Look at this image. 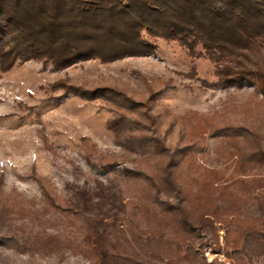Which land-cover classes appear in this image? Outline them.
I'll return each instance as SVG.
<instances>
[{
    "label": "rangeland",
    "instance_id": "obj_1",
    "mask_svg": "<svg viewBox=\"0 0 264 264\" xmlns=\"http://www.w3.org/2000/svg\"><path fill=\"white\" fill-rule=\"evenodd\" d=\"M156 43L155 52L146 56L109 62L80 60L61 70L27 61L0 72V208L5 203L20 207L25 215L11 225L22 227L21 244L25 236L36 243L27 251L0 246V256L9 264H91L101 250L130 253L138 248V229L159 222L166 234L174 233L176 226L167 208L157 205L156 220L154 202L142 193L150 184L125 171L140 164L122 158L123 149L106 126L114 114L112 103L104 97H63L62 89L49 87L67 78L76 84L122 85L136 98L157 91L156 110L162 113L164 125L190 113L214 120L234 117L261 99L250 86L215 84L213 63L190 55L181 43L161 39ZM247 149L244 139L228 142L206 134L181 162L186 168L184 161L189 159L195 188L223 196V211L236 206L241 216L253 217L263 208L264 162L251 163L246 159ZM110 156L118 157L116 167H106ZM34 173L49 178L61 202L75 209L83 205L85 217L101 218L103 224L94 231L79 229L68 220L72 213L48 207ZM202 181L205 185H200ZM144 203L153 204L150 211L145 212ZM50 235L66 246L54 248L56 252L44 250L39 243ZM224 237L225 227L220 223L215 232L202 230L194 247L197 264H203V258L211 264H264L258 255L259 241L248 239L242 256L231 261L228 252L219 249ZM153 248L160 255L150 258L151 263L166 264L173 251L166 237L153 243Z\"/></svg>",
    "mask_w": 264,
    "mask_h": 264
},
{
    "label": "trees",
    "instance_id": "obj_2",
    "mask_svg": "<svg viewBox=\"0 0 264 264\" xmlns=\"http://www.w3.org/2000/svg\"><path fill=\"white\" fill-rule=\"evenodd\" d=\"M159 39L177 41L190 55L210 60L215 84L250 86L262 96L234 117L214 120L190 113L176 117L180 126L175 118L167 125L162 123V113L156 110L157 91L136 98L118 84H76L67 78L49 84L53 90L62 89L63 97H104L112 103L114 114L106 126L122 147V158L140 164L125 171L150 184L142 193L155 206L144 203L143 209L148 212L152 207L159 221L157 205H164L176 226L173 234H166L159 222L138 229V248L130 253L101 250L91 264H153L150 258L160 255L153 243L163 237L173 246L166 264H197L196 236L205 229L215 232L216 223L225 227L224 244L219 249L227 251L231 261L242 256L248 239H255L264 263V199L257 216H241L236 206L223 211V196L204 193L201 186L195 188L189 159L184 161L186 168L181 162L206 134L228 142L244 139L248 144L246 159L253 164L264 162V0H0V72L27 61L61 70L80 60L109 62L146 56L155 52ZM171 136L175 138L171 140ZM110 157L106 167H116L118 157ZM33 179L47 206L72 213L68 220L77 228L94 231L103 224L101 218L85 217L83 205L75 209L61 202L49 178L34 173ZM24 215L14 204L2 205L0 246L27 251L36 244L29 236L21 244L22 227L11 225ZM39 244L55 252L54 248L66 246L55 235ZM0 264L9 263L0 256Z\"/></svg>",
    "mask_w": 264,
    "mask_h": 264
}]
</instances>
